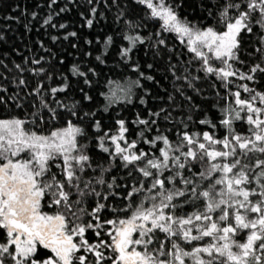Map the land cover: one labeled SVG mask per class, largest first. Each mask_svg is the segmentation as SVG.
Wrapping results in <instances>:
<instances>
[{
  "label": "snow or ice",
  "instance_id": "snow-or-ice-1",
  "mask_svg": "<svg viewBox=\"0 0 264 264\" xmlns=\"http://www.w3.org/2000/svg\"><path fill=\"white\" fill-rule=\"evenodd\" d=\"M56 2L51 0L52 4ZM133 2L146 7V19L160 24L155 40L151 35L147 37L155 53L166 47L161 33H174L194 54L193 59L201 62V71L225 82V87L232 83L231 77L254 81L257 72L264 74V63L253 65L247 73L234 67L235 63H244L240 58L242 34L258 37L254 52H259L264 62V0H225L215 16L211 7L202 3L200 6L208 7L207 16L202 19L212 17L210 25L194 23L183 15L185 0ZM90 15H96L95 8ZM51 20L49 16L44 23ZM86 24L91 28L93 19L87 18ZM126 27L135 32L141 25L126 21ZM124 38L131 46L123 47L120 55L132 61L137 79L118 89L123 96H117L116 90L102 93L108 101L103 111L117 100L131 103L133 87L150 95L141 80L159 83L151 74L155 69L153 63L141 70L139 62L132 60L137 45L146 43L145 38L140 35ZM107 43H112L111 37ZM96 60L104 63L101 56ZM214 61L221 66H214ZM167 71L175 79L188 80V86L198 91L192 81L200 79L199 76L177 77L175 65L171 64ZM70 72L89 88L90 76L98 75L94 68L81 69L78 65H73ZM20 85L26 82L21 79ZM70 87L67 77L59 87L44 89L43 84H38L33 93L41 99L39 104L31 105L32 112L23 118H0V264H264V93L247 84L239 87L251 93L249 97L241 98L240 91L230 93L234 99L221 110L219 121L227 130L224 137L217 138L208 131L191 134L184 131L177 134L179 138L173 143L161 133L143 139L150 146L148 152L138 149L137 141L127 140L125 121L119 120L118 134L109 136L103 132L96 139L103 152L111 153L113 159L119 157L123 167L131 166L129 176L133 171L142 175L134 178L130 186L116 184L115 177L107 182L103 174L94 178L95 184L92 179H84L91 158L87 144L82 142L89 135L83 121L89 119L93 130L102 132L100 120L95 119L101 110L84 111L92 96L83 87L79 89L80 101L66 104L55 99L57 93H65ZM49 93L55 106L47 98ZM180 94L183 96L182 91ZM187 101L191 103L192 97L188 96ZM140 102L146 103L143 98ZM6 103L0 97V104ZM16 107L23 105L17 102ZM61 111L67 114L63 125L58 123ZM161 113H165L166 119L170 117L163 108L150 115L159 117ZM187 119L191 121L192 117ZM240 120L249 125L247 135L238 133L234 127V122ZM138 123L148 125L149 120L139 119ZM198 123L216 127L208 119ZM143 131L150 129L142 130L141 136ZM107 141L115 146L114 152L106 146ZM161 142L162 146L157 147ZM197 165L201 167L192 178L185 175L184 170L191 173ZM53 168L59 169V173L53 172ZM201 181L208 183L204 185ZM95 185L103 186L105 193L102 195ZM121 187L129 189L120 197L126 201L123 207L100 202L108 201L109 196H119L114 189ZM89 196L99 198L91 211L85 207ZM190 201L199 204L190 214H182V204ZM106 209L114 217L101 222L100 214ZM85 216L90 219L85 220ZM89 230L97 237L103 231L108 239L90 243L86 238ZM240 233H246L244 242L236 239ZM199 241L205 242L193 243ZM85 253H90L94 260Z\"/></svg>",
  "mask_w": 264,
  "mask_h": 264
},
{
  "label": "trees",
  "instance_id": "trees-1",
  "mask_svg": "<svg viewBox=\"0 0 264 264\" xmlns=\"http://www.w3.org/2000/svg\"><path fill=\"white\" fill-rule=\"evenodd\" d=\"M224 2L225 0H185L181 13L194 23L210 25L213 23L212 17L202 19L207 16L208 7L200 5L203 3L211 7L213 16H215ZM93 8L96 9L95 16L90 15ZM146 11L144 5L136 4L133 0H92V3H89V0H57L55 4H52L51 0H0V89L6 90L0 91V97L7 102L0 104V118L8 116L23 118L32 112L31 105L39 104L41 99L33 93V89L38 84H43L44 89L59 87L64 77H67L71 84L70 89L65 93H57L55 96V99L66 104L80 101L82 94L79 89L85 88L92 96V102L86 104L84 111L100 109L95 119L100 120L103 130L97 133L91 127L89 119L85 118L83 121V126L86 127L89 135L82 142L87 144L88 155L91 158V167L86 169L84 179H92L93 184H95L94 178L101 174L107 182H111L115 177L116 184L130 186L134 178H142V175L136 171L129 176L131 166L123 167V161L119 157L113 159L111 153H105L98 147L96 138L103 135V132H107L109 136L118 134L119 124L117 122L119 120L125 121V127L128 129L125 133L127 140L137 141L138 149H143L145 152L150 150V146L143 143V139L145 137L152 139L161 133L167 135L173 143L179 138L177 134L184 131L190 134L208 131L214 132L217 138L224 137L227 130L219 121L222 119L221 110L234 99L230 93L240 91L241 98L249 97L251 93H246L239 87L243 84H247L257 92L264 93V74L257 72L254 81L231 77L229 79L232 83L225 87V82L201 71V62L193 59L194 54L174 33H161V38L166 41V47L162 46L159 52L155 53L147 37L151 35L155 40L160 24L158 21L146 19ZM121 13H123L122 16ZM49 16L52 20L49 24H45L44 21ZM87 18L93 19L91 28L86 24ZM126 21L135 22L141 27L132 32L126 27ZM52 24L56 27H52ZM61 24L65 27H59ZM72 32H75L76 36H71ZM126 35H140L145 38L146 43L137 45L132 60L139 62L141 70H145L146 64L153 63L155 69L151 71V74L156 76L159 83L141 80L150 95H145L144 90L139 87H133L131 103L123 99L117 100L107 107V111H103L108 101L102 93L116 90L117 96H123L124 94L118 89L126 87L131 81L137 79V73L131 66L132 61L122 59L120 55L123 47L131 46L130 42L124 38ZM108 37L112 38L111 44L107 43ZM242 39L243 52L240 58L244 63H235L234 67L240 72L247 73L253 65L264 62L261 60L260 53L254 52V48L258 46V37H243L242 34ZM97 56L102 57L103 64L96 60ZM37 60L40 61L39 64L33 62ZM170 64L175 65L177 77L188 76L191 79V77L199 76L200 79L192 81L198 91H193L188 86V80L175 79L173 73L167 71ZM213 64L217 67L221 66L219 62L214 61ZM17 65L21 67L18 69ZM73 65H78L81 69L94 68L96 70L98 75L90 76L92 80L90 88L83 84L81 78L70 72ZM41 68L45 71L39 72ZM21 79L26 82V85L18 86ZM181 91L183 96L180 94ZM188 96L192 97L191 103L187 101ZM13 97L15 99H12ZM169 97L172 99L170 100ZM47 98L55 106L50 93ZM141 98L146 103H141ZM17 102L23 107H16ZM257 104L259 106V101ZM162 108L170 113L169 118H165V113H161L159 117L150 115ZM241 115L243 116L244 113ZM188 116L192 117L191 121H188ZM66 119V112L61 111L59 125H63ZM139 119L149 120V124H139ZM203 119L212 121L216 127L213 129L211 125L198 123ZM152 120L156 122L153 124ZM185 124L187 128L184 127ZM234 127L238 133L248 134L249 125L246 120L235 121ZM145 129H150V131H143V136H141V131ZM121 144L123 146V142ZM106 146L114 152L115 146L110 141L106 142ZM160 146L162 142L157 145V147ZM220 147L222 146L217 145V148ZM151 151L155 153L156 149L151 148ZM200 167L197 165L191 173L184 170L185 175L192 178L197 168ZM52 171L59 173V169L56 168ZM145 183L147 184V181ZM201 183L207 185L208 181H201ZM95 186L102 195L105 193L106 189L103 186ZM178 186L183 187V185ZM114 190L120 195L109 196L108 201L100 200V202L117 208L123 207L126 201L120 197L129 189L121 187ZM98 199L95 196L87 197L85 207L91 211ZM178 200L182 202L183 198H178ZM198 204L199 201H196L195 205ZM195 205L191 201L182 204L180 211L182 214H190L195 210ZM100 216L102 222L105 219H112L114 213L106 209ZM88 219L90 217L85 216V220ZM107 227L109 226L105 225V228ZM159 235L163 237L162 233ZM86 238L90 243L108 239L103 231H101V236L97 237L92 230L86 233ZM245 238L246 233H240L236 237L240 242H244ZM207 239L205 238V241ZM205 241L193 243L203 244ZM85 254L90 260H94L90 253Z\"/></svg>",
  "mask_w": 264,
  "mask_h": 264
},
{
  "label": "rangeland",
  "instance_id": "rangeland-1",
  "mask_svg": "<svg viewBox=\"0 0 264 264\" xmlns=\"http://www.w3.org/2000/svg\"><path fill=\"white\" fill-rule=\"evenodd\" d=\"M86 255V254H85Z\"/></svg>",
  "mask_w": 264,
  "mask_h": 264
}]
</instances>
